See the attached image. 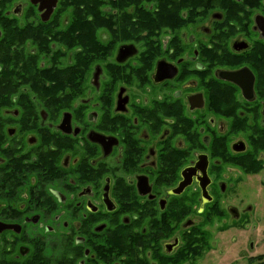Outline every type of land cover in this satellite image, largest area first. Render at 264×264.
Masks as SVG:
<instances>
[{"label":"flooded vegetation","instance_id":"flooded-vegetation-1","mask_svg":"<svg viewBox=\"0 0 264 264\" xmlns=\"http://www.w3.org/2000/svg\"><path fill=\"white\" fill-rule=\"evenodd\" d=\"M0 264H264V0H0Z\"/></svg>","mask_w":264,"mask_h":264}]
</instances>
